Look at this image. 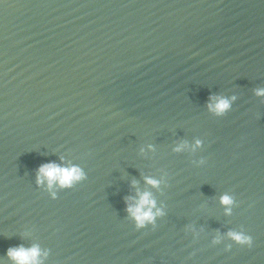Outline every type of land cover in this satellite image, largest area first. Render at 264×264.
Segmentation results:
<instances>
[{"label":"water","instance_id":"water-1","mask_svg":"<svg viewBox=\"0 0 264 264\" xmlns=\"http://www.w3.org/2000/svg\"><path fill=\"white\" fill-rule=\"evenodd\" d=\"M258 89L264 0H0V258L264 264ZM49 163L82 179L38 184ZM145 191L161 214L137 227Z\"/></svg>","mask_w":264,"mask_h":264},{"label":"clouds","instance_id":"clouds-1","mask_svg":"<svg viewBox=\"0 0 264 264\" xmlns=\"http://www.w3.org/2000/svg\"><path fill=\"white\" fill-rule=\"evenodd\" d=\"M256 95L264 96V89H258ZM229 107V100L224 98H211L208 104V110L215 115H222ZM195 146L199 147V142ZM176 150L179 151L180 148ZM80 179H82V172L76 166L61 167L55 163H49L42 165L37 170V183H46L49 188L53 185L60 188L71 187L73 183ZM145 183L152 187L157 186V181L150 178L146 179ZM220 204L228 209L232 204V200L229 196L224 195L220 197ZM127 212L137 227H143L146 223L153 222L161 214L156 208V202L151 193L147 191L137 193V199L127 208ZM227 235L237 244L250 243L249 238L241 233L229 232ZM0 264H42L41 251L37 246L9 248L4 258H0Z\"/></svg>","mask_w":264,"mask_h":264}]
</instances>
